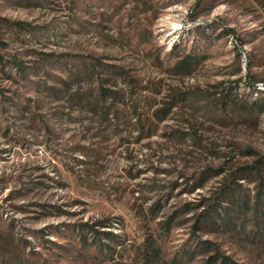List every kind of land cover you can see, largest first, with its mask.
Segmentation results:
<instances>
[{
	"label": "rangeland",
	"instance_id": "374dc122",
	"mask_svg": "<svg viewBox=\"0 0 264 264\" xmlns=\"http://www.w3.org/2000/svg\"><path fill=\"white\" fill-rule=\"evenodd\" d=\"M263 2L0 0V264H203L205 246L264 264ZM189 53L196 63L179 74ZM89 68L116 99L76 101L96 91ZM179 88L195 91L200 146L172 114L148 137L121 123L134 108L146 122ZM248 170L254 181L235 185ZM193 179L204 185L185 191ZM209 196H224L221 212L195 233L183 205Z\"/></svg>",
	"mask_w": 264,
	"mask_h": 264
},
{
	"label": "trees",
	"instance_id": "16d2710c",
	"mask_svg": "<svg viewBox=\"0 0 264 264\" xmlns=\"http://www.w3.org/2000/svg\"><path fill=\"white\" fill-rule=\"evenodd\" d=\"M263 7H264V2H263ZM194 57L195 56H193L190 53L185 54V55H181L179 57V60L176 62V68L179 70V74L189 73L190 69H192L193 65L196 63ZM88 70H89L87 72L88 75H91V76L96 75V74H94L93 69L89 68ZM96 77H97V79H96L97 80L96 91L94 90L93 92H87V91L79 92V93L75 94L76 101H78L79 103L84 102L87 105H91V106H94V105L97 106L99 103L104 102L107 99H109L110 101H113L114 99L117 98V96H116L118 94L117 90L113 89V88H108V89L105 88L104 83H103L102 79L100 78L101 75H96ZM67 87H69V81L66 79H62L57 84V86H55L54 88H55V92H60V91H62V89H67ZM194 92L195 91L193 89H181V88H179V90L178 89L177 90L172 89V91L167 92V94H165L161 98V100H159L158 102L153 104L150 119L146 120V122H145V118H144L143 114L137 113L136 109L134 108V110H133L134 112H133V114H131V118L128 119V122H126L124 120L121 123L123 125L128 123V125H130L132 128L130 131H134V129H135L137 131V133L139 134V136L148 137L152 133V131L149 128L148 131L145 132V134H143V128L145 126L148 128V127H151L152 125H155V124L157 125L158 123L167 119L170 116V114H172L173 115V117H172L173 121L176 123V125L179 124V134H180V136H182V140L183 139L185 140L186 137H188L192 146H200L202 143L201 139L198 137V135L196 136V134L191 132V129L193 126L194 115L190 112L188 113V109H187V105H188L187 102H189V99H188L189 95L194 93ZM262 93L264 95V90L262 91ZM260 104H261V111H264V99H262L260 101ZM178 108H179V119H178L177 111H174V110H177ZM104 114L106 117L110 116L109 120L111 119V120L115 121V125L120 124L119 122H116V120L126 118V116H119L118 117L117 113H111V115H110L109 112H105ZM130 121H133V122L130 124ZM174 132H175V130H173L172 133H174ZM190 152H191V150H190ZM218 153L219 152H216V155H219ZM128 159L132 160L131 157H128ZM223 172L224 171L222 170V168H220V169L216 170L214 173H215V175H218V174H221ZM250 173H251V170H248L246 172H241L238 174L236 173V174H234L232 181L234 182L235 185H239V183H240L239 181L243 180V179H249V181H254L253 178H249ZM223 175H224L223 176L224 178L227 176L225 173ZM178 177L180 179L181 184H187L188 181H190L187 178H185L182 173H179ZM182 181H183V183H182ZM191 181L192 182L190 183L189 188L185 191L193 192L197 188L202 187L204 185L203 182H199V181H196L194 179ZM180 182H179V185H181ZM232 186H234V185H232ZM223 192H225V190H223ZM261 194H263V195H261ZM221 195H223V194H221ZM223 197L224 196H221V198L217 202H215V204L214 203H212V204L208 203L210 196L206 197V198L204 197L201 200H198L197 202H194V203H191V202L185 203L183 205V207L187 208V209H185L182 212V214L187 215V216L184 217L183 221L187 222V221L193 220L194 221L193 225L195 227V230H194L195 233L197 230H199L203 227L205 228L206 226H202V223L204 221H206V220H203V218H202L204 213H206V216L208 218H210L211 215L214 213H215V215H219V213L221 212V210H219V207L222 205V201H223L222 198ZM260 199H262V200H260ZM259 201L264 203V183L261 184V190L258 191L257 204L260 203ZM189 205H193V207H190ZM154 206H155V204H153L150 208H153ZM255 207H257V205ZM189 209H191V210H189ZM188 211H190V212H188ZM232 211H229L226 209L223 212L224 216H225V214L227 215V218L225 220H223L227 224L232 222L231 221V218H233ZM156 213H155V215H156ZM254 213L258 214L261 218V222H260L262 225L261 229H262V234H264V208H254ZM207 224H208V222H207ZM105 234L107 235L109 241H112L113 238L115 237V234H113L111 232H105ZM196 240H197V243L199 245L198 247H200V245L203 244V242H201V241L199 242V239H196ZM202 249H204L203 253H204V255H206V258H205L203 264H237V262L235 260H233L230 256H226L224 253L219 252V250H217V249L214 250V253L212 255H208V252L211 251V249H212L211 246H205Z\"/></svg>",
	"mask_w": 264,
	"mask_h": 264
}]
</instances>
